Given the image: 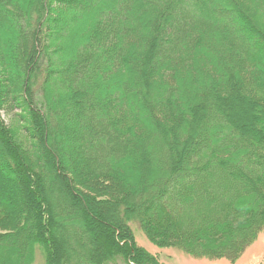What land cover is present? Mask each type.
<instances>
[{"label": "trees", "instance_id": "1", "mask_svg": "<svg viewBox=\"0 0 264 264\" xmlns=\"http://www.w3.org/2000/svg\"><path fill=\"white\" fill-rule=\"evenodd\" d=\"M82 1L110 9L90 7L93 29L69 46L75 0H0V142L26 186L19 205L0 187V243L23 247L21 264L35 250L45 264H160L136 221L158 246L236 259L264 228V24L235 0ZM6 90L28 148L1 117ZM54 183L64 193L45 204ZM68 230L88 246L62 253Z\"/></svg>", "mask_w": 264, "mask_h": 264}, {"label": "rangeland", "instance_id": "2", "mask_svg": "<svg viewBox=\"0 0 264 264\" xmlns=\"http://www.w3.org/2000/svg\"><path fill=\"white\" fill-rule=\"evenodd\" d=\"M75 1H76L75 4L72 3L71 7H68L67 8L68 10L63 15V17H68V20L65 21V24L67 23L66 27L69 28V26L70 27L73 26V28L76 29L74 32H72V30L69 28L70 31L68 32H69L70 37L65 38V41L69 43V46H73L74 43L79 42L80 40L78 38L81 37L85 33V30L87 28L93 29L94 20L93 18H90L89 15H86L89 12L88 11L86 13L88 9L91 10L92 8V10H94L95 12L97 11L99 14L101 13L103 14L104 12H106V10L110 9V8H107V6H103V9L99 10L98 7L93 6V5L91 7L89 4H88L89 7H87V5L84 7L82 6L83 5L82 0H75ZM235 1L237 2V4L245 3L244 5V7H246L245 9L254 14V21L256 23L258 22L261 24L262 22L264 24V10L261 9L264 7V0H235ZM75 5L76 7H73ZM77 12H79V15H75V13ZM79 23H83L82 28L77 27ZM67 35L68 33L65 32L63 35H61V38H63L64 40V37ZM2 42H3V38L0 36V46L2 45L3 47ZM2 47H0V54H1ZM39 74L40 75L37 76V79L35 81L37 83L35 87H33V90L36 96L40 95L41 91H40L38 84L42 82L43 77H44V74L42 72H40ZM169 82H173L172 77L169 79ZM55 87L62 90L63 88H65V85H62V83L57 82L55 84ZM6 91L9 92L8 94L9 96H8L7 101L5 102L4 108L1 110V117L8 125H11L14 128H16L17 130L16 134H17L18 140L20 141L22 146H24L25 148L26 147L28 148V146L30 147V144L32 143L33 139L31 141V138L29 136V131L28 129L27 130L25 129L26 123H25V120L23 119V114L21 112V109L17 105L18 104L17 101L15 100V99H19L18 97L19 94H17L15 90H12L11 92L9 90H6ZM52 94L55 100L58 99V96L56 95L55 91ZM15 95L17 97H15ZM242 104L243 103H241L240 105L238 102L237 105H235V111L236 113H239L241 115L242 120H245L249 117V112L248 111L243 112L241 110L244 108L243 107L244 105ZM240 106L241 108H239ZM68 117L71 119L72 115L70 114ZM68 142L69 144L73 145L74 141L70 136H69ZM68 150L70 151L71 154H73V148H71V146H69ZM63 154L65 158H68V156L66 155L67 153L63 152ZM4 155L6 156V161L8 162V166L4 164L5 163ZM7 156L10 158L9 154L8 153L6 154L4 152L3 146L0 142V187L3 189V192H4L3 196H7V198L11 197L13 201L19 205L20 201L24 199L23 197L26 194V186L24 182L22 181L23 179L21 180L20 178V176H22V173L19 170L17 173V168L13 166V164L11 163V161L9 160ZM67 165L72 166V164H67ZM75 166L76 165H73L74 170H75ZM128 171L132 173L135 170L133 171L130 168ZM75 172L76 174L78 173V168L76 169ZM77 176H75V178L78 180V186L83 188L84 186L79 184L80 183L79 179H81V175H79L78 177ZM59 184L60 183L43 185V188L41 189V192H40L44 198L43 203L51 204L55 201L57 197H59L61 194L64 193L63 191L64 189H62V187ZM90 184L98 185L99 181H96V183L95 181H92ZM100 184L99 186L103 187L105 189L104 191H109L112 186H114L115 188V184L110 183L108 181H100ZM93 221H95L96 224H99L102 227L107 226L101 220L94 219ZM130 227L134 233L133 235H134L136 244L140 246L141 248H144L149 253L155 255L158 259V263L160 264H264V228L257 233L253 241L239 254V256L236 259L228 260L223 257L212 258L208 256H194L178 247L158 246L146 237V235L140 229L136 221H131ZM9 229L12 230L11 227L2 226V228L0 227V233L10 232ZM74 241H81L80 244L82 245V248L84 249L88 246V243H86L84 239H81V237L76 236V234H73L70 230L65 232V235L63 236L61 240L58 239L57 244H59V246L61 247L62 253L69 254L71 250L75 251L76 249V247L71 248V244ZM23 243H22V246L24 245ZM7 247H8L7 242L0 243V264H12L11 262H14L16 257L18 258L17 264H21V261L19 259H21V256L23 254V247H20L19 249H15L18 253H14V254H11L9 251H6ZM32 264H45L43 257L39 253L38 250H35V257H34ZM107 264H113V263H107ZM115 264H125V262L119 259L116 261Z\"/></svg>", "mask_w": 264, "mask_h": 264}]
</instances>
